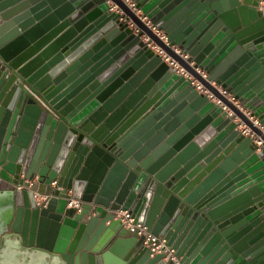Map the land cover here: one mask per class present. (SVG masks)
<instances>
[{"label": "water", "instance_id": "95a60500", "mask_svg": "<svg viewBox=\"0 0 264 264\" xmlns=\"http://www.w3.org/2000/svg\"><path fill=\"white\" fill-rule=\"evenodd\" d=\"M131 2L0 0V264H264V0Z\"/></svg>", "mask_w": 264, "mask_h": 264}, {"label": "built area", "instance_id": "2783aa9c", "mask_svg": "<svg viewBox=\"0 0 264 264\" xmlns=\"http://www.w3.org/2000/svg\"><path fill=\"white\" fill-rule=\"evenodd\" d=\"M126 2L129 3L130 6H133L134 4L131 2V0H126ZM147 40H149V38L147 37L146 38ZM155 50L160 54L162 55L163 59L168 63L170 64L171 66H175L179 72L181 73H186L185 72V69L179 65L175 59H173L171 56H169L163 49H161L159 46H155L154 47ZM179 52V51H177ZM199 90L209 94V97H213L211 93H209L205 87H203L202 85H199L198 86ZM29 91L37 98L39 99L42 103V99L31 89L29 88ZM223 93H226V91H223ZM225 108H227V106L225 105L224 106ZM244 133L245 134H251L252 131L250 128L248 127H245L244 129ZM53 184H56V182H54ZM37 197L39 199V203H43V202H47L48 199H49V195H43V194H39L37 193ZM82 205V201L79 200V199H76L74 198L73 196H71L69 199H68V206H76L78 208H80ZM118 216H122L123 217V221L130 224L128 226H131L132 229L135 228V226L131 223L133 221V218L131 217L130 213L128 211H123L122 213H119ZM136 228H139L140 229V234H145L146 235V244H148V246L150 247V249L153 251V252H164L166 254L167 257H170L171 255H173L174 253V249L167 246V241L164 237L160 236V235H155V234H152L150 231L147 230V227L141 223H138L136 225Z\"/></svg>", "mask_w": 264, "mask_h": 264}, {"label": "crops", "instance_id": "0c3cea01", "mask_svg": "<svg viewBox=\"0 0 264 264\" xmlns=\"http://www.w3.org/2000/svg\"><path fill=\"white\" fill-rule=\"evenodd\" d=\"M27 90L29 91V89L27 88ZM30 92V91H29ZM31 93V92H30ZM32 94V93H31ZM33 95V94H32ZM3 175H4V177H6V178H10V176L9 175H6V174H4V173H2Z\"/></svg>", "mask_w": 264, "mask_h": 264}]
</instances>
